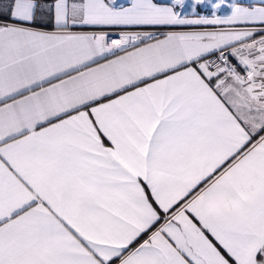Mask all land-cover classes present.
I'll list each match as a JSON object with an SVG mask.
<instances>
[{
	"label": "snow or ice",
	"instance_id": "6c2138e0",
	"mask_svg": "<svg viewBox=\"0 0 264 264\" xmlns=\"http://www.w3.org/2000/svg\"><path fill=\"white\" fill-rule=\"evenodd\" d=\"M0 264H264V0H0Z\"/></svg>",
	"mask_w": 264,
	"mask_h": 264
}]
</instances>
